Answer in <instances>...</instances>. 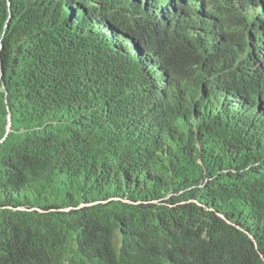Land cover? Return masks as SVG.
Instances as JSON below:
<instances>
[{
	"label": "trees",
	"instance_id": "obj_1",
	"mask_svg": "<svg viewBox=\"0 0 264 264\" xmlns=\"http://www.w3.org/2000/svg\"><path fill=\"white\" fill-rule=\"evenodd\" d=\"M204 4L0 0V264H264V0Z\"/></svg>",
	"mask_w": 264,
	"mask_h": 264
},
{
	"label": "clouds",
	"instance_id": "obj_2",
	"mask_svg": "<svg viewBox=\"0 0 264 264\" xmlns=\"http://www.w3.org/2000/svg\"><path fill=\"white\" fill-rule=\"evenodd\" d=\"M212 1L216 4V10L211 9L210 15H216L217 14L218 19L213 21L210 24L209 28L216 26V29H218L221 25V22H220V9H221V7L223 6L226 8H230V9L236 10L239 13L240 10L245 5L246 0H212ZM206 9H207V7H206V0H205V4L203 6H201L200 9L198 10L197 16L198 17L201 16ZM261 15H262V20L264 21V6L261 8ZM261 61L263 62V66H261ZM258 67L259 68L262 67L264 69V53L262 55H260V57H259ZM161 78H162V81L165 80L164 74H162V73H161Z\"/></svg>",
	"mask_w": 264,
	"mask_h": 264
},
{
	"label": "water",
	"instance_id": "obj_3",
	"mask_svg": "<svg viewBox=\"0 0 264 264\" xmlns=\"http://www.w3.org/2000/svg\"><path fill=\"white\" fill-rule=\"evenodd\" d=\"M7 119H8V124H7V127H6V131L8 132L9 131V126H10V121H9L10 119L9 118H7ZM18 209H23V208H18ZM66 210H68V209H66Z\"/></svg>",
	"mask_w": 264,
	"mask_h": 264
},
{
	"label": "rangeland",
	"instance_id": "obj_4",
	"mask_svg": "<svg viewBox=\"0 0 264 264\" xmlns=\"http://www.w3.org/2000/svg\"><path fill=\"white\" fill-rule=\"evenodd\" d=\"M32 191H36V190L32 188ZM154 203H156V201Z\"/></svg>",
	"mask_w": 264,
	"mask_h": 264
}]
</instances>
